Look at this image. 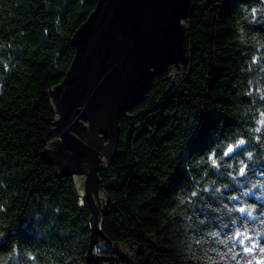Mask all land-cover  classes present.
Instances as JSON below:
<instances>
[{"label":"trees","instance_id":"1","mask_svg":"<svg viewBox=\"0 0 264 264\" xmlns=\"http://www.w3.org/2000/svg\"><path fill=\"white\" fill-rule=\"evenodd\" d=\"M97 1L0 0V264H264V0H190L185 60L114 145L92 139L112 153L89 248L92 209L45 150L50 91Z\"/></svg>","mask_w":264,"mask_h":264},{"label":"water","instance_id":"2","mask_svg":"<svg viewBox=\"0 0 264 264\" xmlns=\"http://www.w3.org/2000/svg\"><path fill=\"white\" fill-rule=\"evenodd\" d=\"M189 7L190 0H98L72 36V62L50 91L57 118L45 154L56 173L72 174L81 201L92 209L95 237L89 248L97 241L98 206L105 199L94 182L112 153V147L99 153L92 139L98 135L114 145L119 119L159 73L185 60L183 20ZM83 122L90 137L76 133L86 129ZM59 151L70 155L63 161Z\"/></svg>","mask_w":264,"mask_h":264},{"label":"flooded vegetation","instance_id":"3","mask_svg":"<svg viewBox=\"0 0 264 264\" xmlns=\"http://www.w3.org/2000/svg\"><path fill=\"white\" fill-rule=\"evenodd\" d=\"M83 125H86L87 127H86V129H84L83 131H79V132H76V133H82V134H85V135H88V137L91 135L90 133L88 134V131H91L90 129H89V127H88V123L87 122H83ZM75 133V134H76ZM97 137H98V135H97ZM99 138V137H98ZM72 152V151H71ZM74 153V152H73ZM59 154L62 156V158L64 159L63 161H65L66 160V158L70 155V152L66 155V157H65V154H66V152H62V151H59ZM84 158L85 156L84 155H82L80 158ZM80 158H79V160H80ZM85 158H87V160L89 161V163H90V166H92V160L91 159H89L88 157H85ZM73 160H74V158H73ZM78 161V160H77ZM81 161H82V159H81ZM79 164V163H78ZM101 167V166H100Z\"/></svg>","mask_w":264,"mask_h":264},{"label":"snow or ice","instance_id":"4","mask_svg":"<svg viewBox=\"0 0 264 264\" xmlns=\"http://www.w3.org/2000/svg\"><path fill=\"white\" fill-rule=\"evenodd\" d=\"M229 152H231L232 151V149L231 148H229V150H228ZM241 174H243V170H241ZM241 212H243L244 211V209H241L240 210Z\"/></svg>","mask_w":264,"mask_h":264},{"label":"rangeland","instance_id":"5","mask_svg":"<svg viewBox=\"0 0 264 264\" xmlns=\"http://www.w3.org/2000/svg\"><path fill=\"white\" fill-rule=\"evenodd\" d=\"M100 264H102V263H100Z\"/></svg>","mask_w":264,"mask_h":264}]
</instances>
